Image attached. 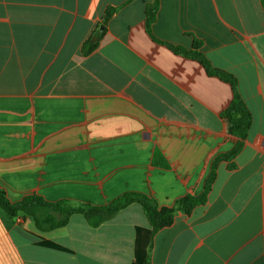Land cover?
Returning a JSON list of instances; mask_svg holds the SVG:
<instances>
[{"label": "crops", "instance_id": "obj_1", "mask_svg": "<svg viewBox=\"0 0 264 264\" xmlns=\"http://www.w3.org/2000/svg\"><path fill=\"white\" fill-rule=\"evenodd\" d=\"M149 3L0 0V189L11 202L93 206L132 191L161 209L201 195L215 158L239 142L223 116L235 92L168 43L233 75L253 123L207 202L156 234L152 264H264L261 0H160L152 33ZM108 6L120 10L104 26ZM156 153L167 168L154 166ZM152 232L137 204L97 225L74 215L48 233L0 207V264H143Z\"/></svg>", "mask_w": 264, "mask_h": 264}, {"label": "trees", "instance_id": "obj_2", "mask_svg": "<svg viewBox=\"0 0 264 264\" xmlns=\"http://www.w3.org/2000/svg\"><path fill=\"white\" fill-rule=\"evenodd\" d=\"M261 3L264 8V0H261ZM119 10L120 8L108 6L105 11L102 25L106 26L109 24V22L118 14ZM159 10L160 0H152V3H149L146 6V24L150 33H152V26L157 20ZM103 35L104 32L100 33L99 30L96 31L84 44L83 55L88 56L91 52L97 49ZM165 44L175 53L199 61L205 67L209 75L216 78L218 77L219 79L230 83L235 92L234 100L229 108L223 113V116L229 121L230 131L233 135L237 136L239 142L234 149L215 158L211 172L205 182L203 193L199 196L188 195L178 200L175 204V208L161 209L155 198L143 193L132 191L121 195L108 205L93 206L90 204L75 205L68 200L51 202L38 195H30L18 202H11L7 198L5 192L0 189V207L7 213V215H10L12 218L31 217L39 231L48 233L66 227L71 217L74 215L84 216L91 224L97 225L100 222L111 219L112 216H115L121 210L137 204L143 209L144 214L152 227L153 240L150 244V253L143 263L152 264L151 253L154 248L153 244L156 234L165 227L171 225L177 213L180 212L185 215H190L193 210L207 202L208 196L217 178L219 164L227 162L229 163V169L235 168L233 161L243 150L244 143L249 136L253 123L252 114L237 91V83L233 75L214 68L202 53L195 51L189 53L182 47H176L168 43ZM152 163L156 167L160 166V168H167L165 159L158 153H156Z\"/></svg>", "mask_w": 264, "mask_h": 264}, {"label": "rangeland", "instance_id": "obj_3", "mask_svg": "<svg viewBox=\"0 0 264 264\" xmlns=\"http://www.w3.org/2000/svg\"><path fill=\"white\" fill-rule=\"evenodd\" d=\"M71 202H72V201H71ZM72 203L75 204V205H76V204H79V203H74V202H72Z\"/></svg>", "mask_w": 264, "mask_h": 264}, {"label": "water", "instance_id": "obj_4", "mask_svg": "<svg viewBox=\"0 0 264 264\" xmlns=\"http://www.w3.org/2000/svg\"><path fill=\"white\" fill-rule=\"evenodd\" d=\"M104 27H102V29H103Z\"/></svg>", "mask_w": 264, "mask_h": 264}]
</instances>
